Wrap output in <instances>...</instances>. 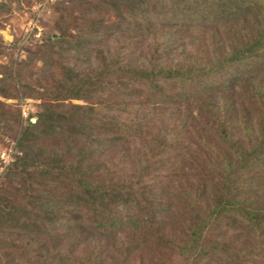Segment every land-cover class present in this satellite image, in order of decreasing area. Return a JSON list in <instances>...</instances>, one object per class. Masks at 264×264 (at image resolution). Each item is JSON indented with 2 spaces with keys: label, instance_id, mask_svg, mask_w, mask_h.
<instances>
[{
  "label": "trees",
  "instance_id": "obj_1",
  "mask_svg": "<svg viewBox=\"0 0 264 264\" xmlns=\"http://www.w3.org/2000/svg\"><path fill=\"white\" fill-rule=\"evenodd\" d=\"M34 4L38 38L0 34V264H264V0H0V28Z\"/></svg>",
  "mask_w": 264,
  "mask_h": 264
},
{
  "label": "rangeland",
  "instance_id": "obj_2",
  "mask_svg": "<svg viewBox=\"0 0 264 264\" xmlns=\"http://www.w3.org/2000/svg\"><path fill=\"white\" fill-rule=\"evenodd\" d=\"M46 1V0H42ZM49 2L53 0H48ZM44 12H49L48 8L34 4L31 12H15L11 21L4 27L0 28V34L5 40H12L17 33H22V43H25L28 38L33 35L34 38H38L42 31V25L40 19L45 16ZM24 110V109H23Z\"/></svg>",
  "mask_w": 264,
  "mask_h": 264
},
{
  "label": "built area",
  "instance_id": "obj_3",
  "mask_svg": "<svg viewBox=\"0 0 264 264\" xmlns=\"http://www.w3.org/2000/svg\"><path fill=\"white\" fill-rule=\"evenodd\" d=\"M23 109H22V113L25 114L27 108L26 107H23ZM0 157L3 160L4 163H7L8 160H9V158H10V153L9 152H6V151H2L1 154H0Z\"/></svg>",
  "mask_w": 264,
  "mask_h": 264
}]
</instances>
